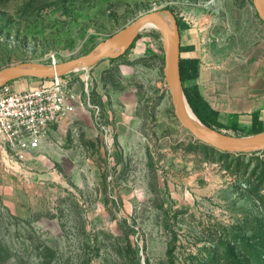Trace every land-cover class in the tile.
Listing matches in <instances>:
<instances>
[{
  "label": "rangeland",
  "instance_id": "rangeland-1",
  "mask_svg": "<svg viewBox=\"0 0 264 264\" xmlns=\"http://www.w3.org/2000/svg\"><path fill=\"white\" fill-rule=\"evenodd\" d=\"M152 12L174 18L211 97L264 60L254 0H0V70L92 53ZM70 78L89 106L33 152L0 150V264H264V148L220 151L182 126L159 29ZM209 128L255 136L264 115Z\"/></svg>",
  "mask_w": 264,
  "mask_h": 264
},
{
  "label": "water",
  "instance_id": "water-1",
  "mask_svg": "<svg viewBox=\"0 0 264 264\" xmlns=\"http://www.w3.org/2000/svg\"><path fill=\"white\" fill-rule=\"evenodd\" d=\"M254 7L264 23V0H254ZM147 22H153L160 30L167 55V82L173 100L176 116L182 126L199 141L220 151H247L264 148V132L250 137H234L222 133L215 139L204 133L191 119L188 113V101L181 79V45L177 36H173L161 13L152 12L134 21L131 25L114 35L92 53L75 57L69 61L49 66H9L0 70V87L11 82L31 78L50 80L63 77L83 67H93L105 59H117L125 54ZM177 28V25H176ZM121 46L119 47V45ZM190 108V106H189ZM191 109V108H190ZM192 110V109H191Z\"/></svg>",
  "mask_w": 264,
  "mask_h": 264
},
{
  "label": "built area",
  "instance_id": "built-area-1",
  "mask_svg": "<svg viewBox=\"0 0 264 264\" xmlns=\"http://www.w3.org/2000/svg\"><path fill=\"white\" fill-rule=\"evenodd\" d=\"M53 64H56L55 60ZM70 74L41 80L37 88L18 90L0 87V150L28 153L40 148L67 119L85 103L89 106V86L85 85V103ZM87 95V96H86Z\"/></svg>",
  "mask_w": 264,
  "mask_h": 264
},
{
  "label": "crops",
  "instance_id": "crops-1",
  "mask_svg": "<svg viewBox=\"0 0 264 264\" xmlns=\"http://www.w3.org/2000/svg\"><path fill=\"white\" fill-rule=\"evenodd\" d=\"M191 59L198 60L199 77L182 82L183 88L184 90L197 88L211 110L218 114L217 121L219 123L223 124L225 127L228 123H251L254 121L255 114H258L259 120H261L264 115V60L258 62L256 71L253 74H251V70L253 72L254 69L244 66L239 74L235 75L234 73H230V75L227 76V85L224 84L221 86L215 82L213 85H215L218 90L221 88L222 93L211 97L210 94L207 93L208 91L206 92L205 90L209 74H207V72L204 74L201 72L200 59L197 56H193V51L187 50L184 52L181 50V60ZM203 75L207 78L204 79ZM235 76L241 81L237 83ZM39 83L41 84V82L37 83L35 80L32 82L23 81L21 82V87H27L28 89ZM218 96H220V98H218Z\"/></svg>",
  "mask_w": 264,
  "mask_h": 264
},
{
  "label": "trees",
  "instance_id": "trees-1",
  "mask_svg": "<svg viewBox=\"0 0 264 264\" xmlns=\"http://www.w3.org/2000/svg\"><path fill=\"white\" fill-rule=\"evenodd\" d=\"M131 48V47H130ZM193 47L188 50L193 51ZM199 77L198 60H181V79L182 82L196 79ZM188 103L193 109L196 116L203 124L208 127L224 128L225 126L217 121L218 114L211 110L209 105L204 101L197 88L184 90ZM259 115H254V120H258Z\"/></svg>",
  "mask_w": 264,
  "mask_h": 264
},
{
  "label": "bare ground",
  "instance_id": "bare-ground-1",
  "mask_svg": "<svg viewBox=\"0 0 264 264\" xmlns=\"http://www.w3.org/2000/svg\"><path fill=\"white\" fill-rule=\"evenodd\" d=\"M162 18L164 19V21L167 23L171 33L173 34V36H177V28H176V24L174 21V18L168 14V13H161ZM150 28H157V25L153 22H147L143 25L142 30L144 29H150ZM121 46V44L119 45V47ZM86 68V67H83ZM81 68V69H83ZM80 70V69H77ZM75 70V72L77 71ZM188 108V113L189 116L191 117L192 121L207 135L215 138V139H220L221 138V134H219L218 132L214 131L213 129L207 127L205 124H203L201 122V120L195 115V113L189 108Z\"/></svg>",
  "mask_w": 264,
  "mask_h": 264
}]
</instances>
